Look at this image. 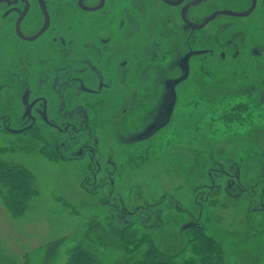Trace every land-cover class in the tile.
I'll use <instances>...</instances> for the list:
<instances>
[{"label": "rangeland", "instance_id": "374dc122", "mask_svg": "<svg viewBox=\"0 0 264 264\" xmlns=\"http://www.w3.org/2000/svg\"><path fill=\"white\" fill-rule=\"evenodd\" d=\"M208 8H199L202 15ZM216 31L219 33V27ZM214 40L218 47L222 45L220 38ZM208 43L212 41L207 35L200 40V45ZM223 66L209 57L194 58L189 79L179 87L173 121L156 138L134 149V155L127 156L96 130L102 171L96 166L87 169L84 165L89 156L78 158L80 153L75 152L82 145L93 144L88 134L73 142L42 120L35 130L12 134L29 122L22 112L30 94L25 88L34 77L1 74L0 83L17 118H0L2 125L7 123L5 129L0 128V147L9 148L0 151V159L29 168L37 193L26 212L15 217L0 192V264H66L70 250L80 241L87 243L86 223L105 218V208L90 194L95 191L125 209L124 215L142 207L149 210L145 214H150V220L157 214L165 218L166 226L153 232L165 252L175 253L185 244L183 224L193 218L201 222L208 216L212 220L208 233L225 244V264H264V107L252 108L248 116L243 113L246 118H239L240 113L233 110L239 97L233 95L241 89L240 75H228ZM178 74L177 63L172 64L165 80ZM259 77L264 79V70ZM12 83L19 93L13 91ZM158 101L153 97L149 101L153 113L140 110L136 121L161 116ZM217 102L225 106L217 105L221 106L217 110ZM214 108L221 114H212ZM47 141L56 148L62 146L64 157L58 158ZM66 142L73 145L71 152ZM111 160L117 163L115 168ZM95 252L102 264H130L131 259L116 248L98 246Z\"/></svg>", "mask_w": 264, "mask_h": 264}, {"label": "flooded vegetation", "instance_id": "af4514ba", "mask_svg": "<svg viewBox=\"0 0 264 264\" xmlns=\"http://www.w3.org/2000/svg\"><path fill=\"white\" fill-rule=\"evenodd\" d=\"M202 6H209L204 15L199 9ZM202 23L200 28L192 27ZM198 32H202L199 37ZM206 35L212 43L200 45ZM214 37L221 39L220 47ZM197 51L188 59V76L175 86L176 101L168 123L144 137L164 119L169 83L184 75V58ZM198 57L222 62L228 75H240L241 89L232 95L250 107L247 116L250 109L264 107V79L259 77L264 70V0H0V75L29 73L34 77L25 88L30 94L22 112L29 122L12 134L35 130L41 120L46 127L72 137L73 142L88 134L93 144L82 145L75 152L80 153L78 158L89 156L84 165L89 170L96 166L102 171L96 130L130 156L170 125L179 87L189 79L192 60ZM175 63L178 76L165 80L164 74ZM12 84L19 93L17 84ZM5 91L0 83V118H17ZM155 96L161 116L136 121L140 110L153 113L149 101ZM6 126L0 122V128ZM66 143L71 152L73 145ZM48 146L58 158L63 156L62 146ZM203 172L212 179L208 171ZM90 194L116 221L160 224L161 220L166 226L165 218L158 214L150 220V214H145L148 209L138 207L124 215L125 209L109 202L102 192ZM207 221L212 222L208 216L201 222L193 218L180 229Z\"/></svg>", "mask_w": 264, "mask_h": 264}, {"label": "trees", "instance_id": "16d2710c", "mask_svg": "<svg viewBox=\"0 0 264 264\" xmlns=\"http://www.w3.org/2000/svg\"><path fill=\"white\" fill-rule=\"evenodd\" d=\"M217 105L225 106L223 102L215 103L214 107L216 108ZM221 106L216 109L221 110ZM215 108L212 114L216 115L218 111ZM249 108L246 103L238 102L233 110L238 114H243ZM219 114L221 112H218ZM4 149L9 148L0 147V151ZM189 164L187 162L185 167ZM34 181L32 171L26 166L0 159V184L2 186L0 192L3 203L15 217L26 212L31 199L36 195ZM103 208H105V218L95 217L86 223L84 239H87V243L80 241L74 246L70 250L66 264H102L95 252L98 246L112 247L122 251L131 259L130 264H225L222 258L225 244L208 233L207 225L210 224L208 221L202 226L181 229L185 244L179 251L168 253L161 250L153 237L155 229L164 228L161 220L160 224L159 222L147 224L130 220L121 223L107 212L106 206L103 205ZM188 251L190 253L185 254Z\"/></svg>", "mask_w": 264, "mask_h": 264}, {"label": "water", "instance_id": "95a60500", "mask_svg": "<svg viewBox=\"0 0 264 264\" xmlns=\"http://www.w3.org/2000/svg\"><path fill=\"white\" fill-rule=\"evenodd\" d=\"M204 25V23L202 24H193V28H200ZM197 54L199 53V51L197 52H191L189 53L183 60V67L185 68V73L184 75H182L180 78L176 79V80H172L170 83H169V91H170V99H169V102H168V105H167V110H166V115L164 117L163 120H161L159 123L151 126L146 132L145 134L143 135L144 137H148L150 136L151 134H153L155 131H157L158 129H160L161 127H163L164 125H166L170 119V116H171V113L173 111V108H174V104H175V101H176V93H175V86L176 84H178L179 82H181L182 80H184L187 76H188V73H189V66H188V59L191 55L193 54Z\"/></svg>", "mask_w": 264, "mask_h": 264}]
</instances>
